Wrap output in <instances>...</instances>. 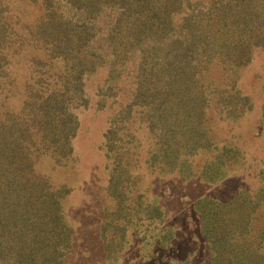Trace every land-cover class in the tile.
I'll return each mask as SVG.
<instances>
[{
    "label": "trees",
    "instance_id": "16d2710c",
    "mask_svg": "<svg viewBox=\"0 0 264 264\" xmlns=\"http://www.w3.org/2000/svg\"><path fill=\"white\" fill-rule=\"evenodd\" d=\"M263 49L264 0H0V264H67L74 253L72 187L39 166L74 161L89 110L107 115V259L131 228L158 229L168 245L144 165L209 182L238 165L241 148L217 125L253 110L240 71ZM195 210L209 245L201 264H264V187L200 197Z\"/></svg>",
    "mask_w": 264,
    "mask_h": 264
},
{
    "label": "rangeland",
    "instance_id": "374dc122",
    "mask_svg": "<svg viewBox=\"0 0 264 264\" xmlns=\"http://www.w3.org/2000/svg\"><path fill=\"white\" fill-rule=\"evenodd\" d=\"M240 85L252 96L254 108L242 120L217 125L219 138L230 139L242 150V161L224 171L216 182L194 175L180 180L161 171L151 173L144 165L147 196L166 212L163 225L171 226L173 239L161 245L158 229L143 226L129 230L128 242L117 259L108 260L103 250L100 227L103 206L111 199L106 192L107 170L102 149L106 117L103 112H81V128L74 139L75 159L68 165L44 161L39 169L56 185L72 187L65 200L68 223L74 227V253L67 264H201L209 245L195 210L198 198L209 196L226 201L236 192L264 187V49L240 71Z\"/></svg>",
    "mask_w": 264,
    "mask_h": 264
}]
</instances>
